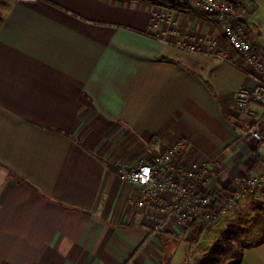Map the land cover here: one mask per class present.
Returning <instances> with one entry per match:
<instances>
[{
    "label": "crops",
    "instance_id": "0c3cea01",
    "mask_svg": "<svg viewBox=\"0 0 264 264\" xmlns=\"http://www.w3.org/2000/svg\"><path fill=\"white\" fill-rule=\"evenodd\" d=\"M241 1L264 58V0ZM151 9L144 0H0V264H170L163 242L191 239L193 227L153 234L139 189L118 176L154 142L159 150L182 137L186 158L217 156L221 189L264 170L263 110L234 102L254 80L216 18L173 7L178 34L159 25L155 40ZM194 34L213 38L227 61L172 46ZM238 264H264V241Z\"/></svg>",
    "mask_w": 264,
    "mask_h": 264
},
{
    "label": "built area",
    "instance_id": "2783aa9c",
    "mask_svg": "<svg viewBox=\"0 0 264 264\" xmlns=\"http://www.w3.org/2000/svg\"><path fill=\"white\" fill-rule=\"evenodd\" d=\"M34 3L37 0H16ZM151 7L149 35L160 40L154 30L159 25L167 33L177 35V20L171 8H193L204 15L216 18L229 47L243 60L247 74L254 80L250 87H242L235 94V104L240 108L260 107L264 113V58L253 45L244 21L248 8L241 0H144ZM182 53L207 56L227 61L225 52L216 49L215 40L203 34L188 36L172 44ZM260 140L258 132H252ZM151 144L152 155L142 159L129 170L120 168L119 179L136 186L139 193L136 206L146 211L153 220L152 233L161 232L168 224L185 229L194 224L206 230L227 214L237 211L238 202L258 192H264V170L249 173L245 179L229 189L218 188L212 183L221 178L224 167L217 156L186 158L190 143L177 138L171 144L156 150Z\"/></svg>",
    "mask_w": 264,
    "mask_h": 264
},
{
    "label": "rangeland",
    "instance_id": "374dc122",
    "mask_svg": "<svg viewBox=\"0 0 264 264\" xmlns=\"http://www.w3.org/2000/svg\"><path fill=\"white\" fill-rule=\"evenodd\" d=\"M259 196V195H258ZM253 200L241 215L222 219L194 238L176 235L163 242L164 257L170 264H196L203 254L213 250L210 260L231 264L244 244H252L264 234V198Z\"/></svg>",
    "mask_w": 264,
    "mask_h": 264
},
{
    "label": "trees",
    "instance_id": "16d2710c",
    "mask_svg": "<svg viewBox=\"0 0 264 264\" xmlns=\"http://www.w3.org/2000/svg\"><path fill=\"white\" fill-rule=\"evenodd\" d=\"M230 1H234V0H230ZM159 60H164V58H159ZM258 193H263L264 194V192H258ZM190 227H193V229H194L193 230V235L194 236L195 235L196 236L199 235L203 231L201 228L196 227L194 224H192ZM263 241H264V234H262V236L257 241H255L254 243H252V244H244L242 246V248H240L239 253L236 254V257H235L234 261L231 264H238L239 263V261L241 259V253H242V251L244 249L252 247V246L259 245ZM212 252H213V250H211L208 253L203 254V257L196 264H217L216 262H213V261L210 260V258H211L210 256L212 255Z\"/></svg>",
    "mask_w": 264,
    "mask_h": 264
}]
</instances>
